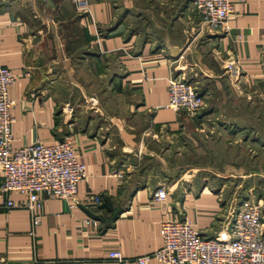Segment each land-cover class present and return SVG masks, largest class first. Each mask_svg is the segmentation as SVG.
<instances>
[{
  "label": "crops",
  "instance_id": "obj_1",
  "mask_svg": "<svg viewBox=\"0 0 264 264\" xmlns=\"http://www.w3.org/2000/svg\"><path fill=\"white\" fill-rule=\"evenodd\" d=\"M142 15L146 34L137 30ZM227 28L206 27L192 0H89L88 11L73 0H0V61L14 75V148L68 138L87 168L78 204L47 199L37 225L26 207H0V264H137L160 247L161 222L183 212L158 201L159 188L140 184L138 152H154L149 135L189 120L186 111L166 107L177 75L172 54L188 33L197 56L206 46L214 59L261 73L264 0L236 1ZM114 249L122 262L108 257Z\"/></svg>",
  "mask_w": 264,
  "mask_h": 264
},
{
  "label": "rangeland",
  "instance_id": "obj_2",
  "mask_svg": "<svg viewBox=\"0 0 264 264\" xmlns=\"http://www.w3.org/2000/svg\"><path fill=\"white\" fill-rule=\"evenodd\" d=\"M141 19L137 30L146 34ZM192 40L188 33L172 64L176 76L196 85L205 105L196 116L186 112V123L146 137L154 152L142 148L135 169L141 185L169 191L168 200L183 212L178 218L204 236L223 238L240 200L251 198L264 210V65L261 73H243L238 61L214 59L206 46L197 56ZM158 45L167 48L163 41ZM209 196L208 203L200 200Z\"/></svg>",
  "mask_w": 264,
  "mask_h": 264
},
{
  "label": "built area",
  "instance_id": "obj_3",
  "mask_svg": "<svg viewBox=\"0 0 264 264\" xmlns=\"http://www.w3.org/2000/svg\"><path fill=\"white\" fill-rule=\"evenodd\" d=\"M73 1L79 11H88L89 0ZM236 1L246 0H192V4L206 27L227 31ZM13 82L12 70L0 61V173L3 175L0 207H26L32 213L33 225H37L42 218L40 209L47 199H62L70 207L78 204V188L87 177V168L68 138L53 143L36 141L14 148L12 127L16 119L12 109L15 100L9 96V86ZM168 83L166 107L178 112L184 110L191 116L201 112L205 99L193 82L175 76ZM13 193L25 195V199L11 198ZM169 195L165 187L154 194L158 201L168 199ZM93 202L101 203V197H94ZM229 214L228 232L223 238L202 235L187 219H164L160 227V247L151 254L136 257V263L149 264L155 258L162 264H264V210L261 203L244 198ZM85 222L97 225L90 219ZM108 257L119 262L124 260L118 249L109 251Z\"/></svg>",
  "mask_w": 264,
  "mask_h": 264
}]
</instances>
